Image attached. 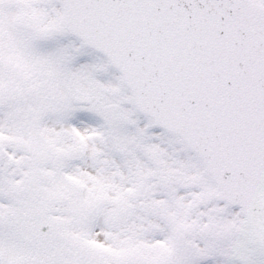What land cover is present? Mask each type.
Listing matches in <instances>:
<instances>
[{"label": "snow or ice", "instance_id": "1", "mask_svg": "<svg viewBox=\"0 0 264 264\" xmlns=\"http://www.w3.org/2000/svg\"><path fill=\"white\" fill-rule=\"evenodd\" d=\"M0 264H264V0H0Z\"/></svg>", "mask_w": 264, "mask_h": 264}]
</instances>
